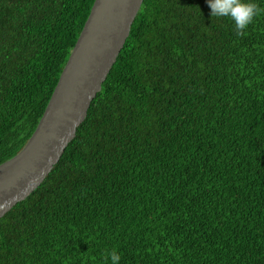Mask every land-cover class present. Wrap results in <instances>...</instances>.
Instances as JSON below:
<instances>
[{"label": "trees", "instance_id": "trees-1", "mask_svg": "<svg viewBox=\"0 0 264 264\" xmlns=\"http://www.w3.org/2000/svg\"><path fill=\"white\" fill-rule=\"evenodd\" d=\"M94 1L0 0V164ZM245 33L207 0H143L75 139L0 218V264H264V13Z\"/></svg>", "mask_w": 264, "mask_h": 264}, {"label": "water", "instance_id": "water-1", "mask_svg": "<svg viewBox=\"0 0 264 264\" xmlns=\"http://www.w3.org/2000/svg\"><path fill=\"white\" fill-rule=\"evenodd\" d=\"M143 0H95L32 136L0 164V218L58 164L101 91Z\"/></svg>", "mask_w": 264, "mask_h": 264}, {"label": "clouds", "instance_id": "clouds-1", "mask_svg": "<svg viewBox=\"0 0 264 264\" xmlns=\"http://www.w3.org/2000/svg\"><path fill=\"white\" fill-rule=\"evenodd\" d=\"M207 4L212 17L230 18L233 21L238 36L245 35L247 27L264 13V8L258 7L252 0H207ZM106 259H110L111 264H119L121 257L113 250Z\"/></svg>", "mask_w": 264, "mask_h": 264}]
</instances>
